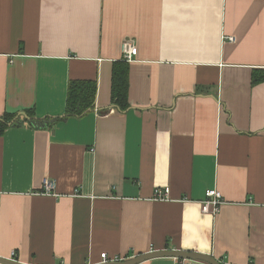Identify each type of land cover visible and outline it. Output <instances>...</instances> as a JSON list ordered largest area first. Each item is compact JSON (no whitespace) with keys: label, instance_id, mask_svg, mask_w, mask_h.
Returning a JSON list of instances; mask_svg holds the SVG:
<instances>
[{"label":"crops","instance_id":"1","mask_svg":"<svg viewBox=\"0 0 264 264\" xmlns=\"http://www.w3.org/2000/svg\"><path fill=\"white\" fill-rule=\"evenodd\" d=\"M125 41L137 54L122 110L111 75ZM263 72L264 0H0V256L264 264ZM70 80L96 83L81 114L66 110ZM209 189L216 213L202 210Z\"/></svg>","mask_w":264,"mask_h":264},{"label":"trees","instance_id":"2","mask_svg":"<svg viewBox=\"0 0 264 264\" xmlns=\"http://www.w3.org/2000/svg\"><path fill=\"white\" fill-rule=\"evenodd\" d=\"M264 80V72L253 74L252 83ZM129 67L124 60L115 61L112 66L111 96L113 103L119 109L128 107ZM96 90V83L92 80H70L67 87L66 110L71 114H81L91 108ZM12 116L3 114L0 119V133L7 126ZM43 124V121L37 122Z\"/></svg>","mask_w":264,"mask_h":264},{"label":"built area","instance_id":"3","mask_svg":"<svg viewBox=\"0 0 264 264\" xmlns=\"http://www.w3.org/2000/svg\"><path fill=\"white\" fill-rule=\"evenodd\" d=\"M230 41H232L234 38L229 37ZM123 49V55L122 59L126 62H130L134 59V57L137 54V47L135 44H133L131 41H125L122 45ZM45 191L50 192L51 189H53V183L50 180L45 181ZM169 188L167 186H157L153 190L152 198L154 200H164L168 198ZM223 203V199L221 198V194L216 189H209L206 191V198L202 201V210L204 212H211L216 213L219 209V205ZM100 262H107V261H114V260H123V259H111L108 256H106V253L100 254ZM98 262V263H100Z\"/></svg>","mask_w":264,"mask_h":264},{"label":"water","instance_id":"4","mask_svg":"<svg viewBox=\"0 0 264 264\" xmlns=\"http://www.w3.org/2000/svg\"><path fill=\"white\" fill-rule=\"evenodd\" d=\"M25 118H30L26 115V113H21ZM9 124V122H8ZM160 257H173L178 259H193V260H201L208 264H221L216 258L211 256L210 254H205L196 251H188V250H179V249H163V250H151L148 252L137 254L131 258L125 260H114L107 262H100L96 264H138L142 261L160 258ZM0 264H29L22 263L12 258H4L0 256Z\"/></svg>","mask_w":264,"mask_h":264},{"label":"rangeland","instance_id":"5","mask_svg":"<svg viewBox=\"0 0 264 264\" xmlns=\"http://www.w3.org/2000/svg\"><path fill=\"white\" fill-rule=\"evenodd\" d=\"M125 260V259H124Z\"/></svg>","mask_w":264,"mask_h":264}]
</instances>
